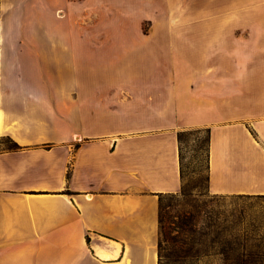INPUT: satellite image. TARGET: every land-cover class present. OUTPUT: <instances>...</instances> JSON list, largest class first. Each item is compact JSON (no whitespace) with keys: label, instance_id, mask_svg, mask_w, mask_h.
I'll list each match as a JSON object with an SVG mask.
<instances>
[{"label":"crops","instance_id":"obj_1","mask_svg":"<svg viewBox=\"0 0 264 264\" xmlns=\"http://www.w3.org/2000/svg\"><path fill=\"white\" fill-rule=\"evenodd\" d=\"M190 129L264 196V0H0V264H158Z\"/></svg>","mask_w":264,"mask_h":264},{"label":"rangeland","instance_id":"obj_2","mask_svg":"<svg viewBox=\"0 0 264 264\" xmlns=\"http://www.w3.org/2000/svg\"><path fill=\"white\" fill-rule=\"evenodd\" d=\"M149 15L152 20L144 22L145 28L163 22L153 13L148 12ZM184 132L180 144L184 173L182 184L189 190V196L173 201L175 206L168 210L169 214L191 216L198 230L210 235L219 231L223 239H236L237 245L247 249V264H264V198L211 194L207 183L206 133L197 129ZM11 147L9 139L1 138L0 148ZM191 264L223 263L218 258L209 257L200 262L191 260Z\"/></svg>","mask_w":264,"mask_h":264},{"label":"trees","instance_id":"obj_3","mask_svg":"<svg viewBox=\"0 0 264 264\" xmlns=\"http://www.w3.org/2000/svg\"><path fill=\"white\" fill-rule=\"evenodd\" d=\"M204 131L207 136L206 142H208L209 131ZM184 134V131L177 134L181 178L180 192L158 196V264H191V260L200 262L209 257L218 258L223 264H247V249L244 246L237 245L236 239H223L224 237L219 231L210 235L207 232L198 230L196 222L191 216H172L169 214L170 211L168 210L174 209L175 206L173 201L189 196V190L182 184L184 173L180 144ZM16 148V145L12 144L10 149ZM244 196L264 198V196Z\"/></svg>","mask_w":264,"mask_h":264}]
</instances>
